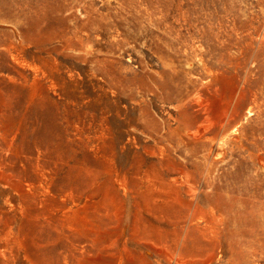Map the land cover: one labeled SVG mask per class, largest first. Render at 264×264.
Listing matches in <instances>:
<instances>
[{
	"label": "rangeland",
	"instance_id": "374dc122",
	"mask_svg": "<svg viewBox=\"0 0 264 264\" xmlns=\"http://www.w3.org/2000/svg\"><path fill=\"white\" fill-rule=\"evenodd\" d=\"M0 264H264V0H0Z\"/></svg>",
	"mask_w": 264,
	"mask_h": 264
},
{
	"label": "bare ground",
	"instance_id": "6f19581e",
	"mask_svg": "<svg viewBox=\"0 0 264 264\" xmlns=\"http://www.w3.org/2000/svg\"><path fill=\"white\" fill-rule=\"evenodd\" d=\"M228 234L225 233H219L216 238H215V249H218L222 246V244L224 243V239L226 238ZM222 236V238H221Z\"/></svg>",
	"mask_w": 264,
	"mask_h": 264
}]
</instances>
